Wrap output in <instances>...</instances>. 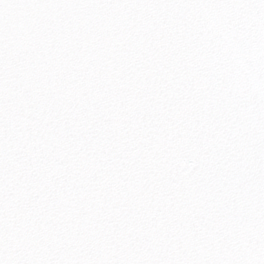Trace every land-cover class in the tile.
Segmentation results:
<instances>
[{
	"label": "snow or ice",
	"instance_id": "obj_1",
	"mask_svg": "<svg viewBox=\"0 0 264 264\" xmlns=\"http://www.w3.org/2000/svg\"><path fill=\"white\" fill-rule=\"evenodd\" d=\"M0 264H264V0H0Z\"/></svg>",
	"mask_w": 264,
	"mask_h": 264
}]
</instances>
